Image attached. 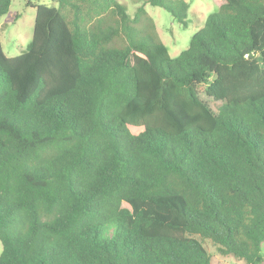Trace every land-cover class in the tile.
Returning a JSON list of instances; mask_svg holds the SVG:
<instances>
[{
  "label": "trees",
  "instance_id": "trees-1",
  "mask_svg": "<svg viewBox=\"0 0 264 264\" xmlns=\"http://www.w3.org/2000/svg\"><path fill=\"white\" fill-rule=\"evenodd\" d=\"M54 2L0 43V264H264V0L175 58L145 6L186 25L183 0Z\"/></svg>",
  "mask_w": 264,
  "mask_h": 264
},
{
  "label": "rangeland",
  "instance_id": "rangeland-1",
  "mask_svg": "<svg viewBox=\"0 0 264 264\" xmlns=\"http://www.w3.org/2000/svg\"><path fill=\"white\" fill-rule=\"evenodd\" d=\"M122 4L129 15H134L136 10L143 6L144 0H116ZM188 6L186 25L179 23L167 11L158 7L145 6V11L152 18L155 31L160 41L167 47L171 58L177 57L188 48L190 38L199 31L207 19L214 13L216 4L222 0H183ZM31 4L56 5L54 0H12L9 12L0 19V43L7 57H16L26 49L32 39L35 9ZM206 247L211 255L212 264H245L233 257H223L217 254L210 244ZM2 244L0 242V254ZM264 255V245L262 247Z\"/></svg>",
  "mask_w": 264,
  "mask_h": 264
}]
</instances>
